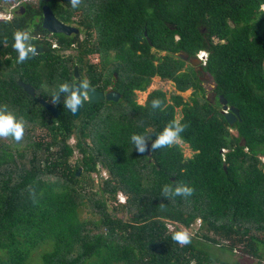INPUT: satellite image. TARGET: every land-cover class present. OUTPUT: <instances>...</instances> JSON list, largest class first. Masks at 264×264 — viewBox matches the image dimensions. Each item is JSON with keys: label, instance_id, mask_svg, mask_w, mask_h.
Masks as SVG:
<instances>
[{"label": "trees", "instance_id": "1", "mask_svg": "<svg viewBox=\"0 0 264 264\" xmlns=\"http://www.w3.org/2000/svg\"><path fill=\"white\" fill-rule=\"evenodd\" d=\"M50 4L80 33L57 34L54 42L30 38L27 46L44 52L32 51L22 62L14 33L28 25L47 31L31 10L14 22L0 19V110L24 126L20 141L7 137L8 145L0 137V264H37L35 258L40 264H230L213 261L205 251L210 244L264 264V0ZM200 51L208 52L202 72L185 69L180 55L194 58ZM205 72L214 79L216 104L202 87ZM155 77L194 93L185 100L157 89L139 104L136 91H146ZM82 80L89 87L75 118L63 94L55 103L53 95L60 83ZM109 86L122 95L119 101L86 99L90 89ZM219 95L240 112L233 124L219 109ZM154 98L161 101L157 109ZM41 99L59 108V117ZM172 121L183 125L178 138L194 151L192 158L175 143L151 148ZM133 134L147 138L150 155L135 150ZM76 152L81 157L73 163ZM94 173L101 178L97 189ZM165 185L192 192L165 196ZM198 220L206 245L191 236L187 244L172 239L182 231H170L168 221L190 228Z\"/></svg>", "mask_w": 264, "mask_h": 264}, {"label": "clouds", "instance_id": "2", "mask_svg": "<svg viewBox=\"0 0 264 264\" xmlns=\"http://www.w3.org/2000/svg\"><path fill=\"white\" fill-rule=\"evenodd\" d=\"M72 8L79 6L80 0H69ZM264 8V4L261 5ZM9 20V19H7ZM30 40V35L27 31H17L14 33L13 47L17 50V62H22L29 57L32 49L27 46V42ZM199 54V53H198ZM197 54V58L199 59ZM200 61V59H199ZM200 65L201 62H200ZM89 87L86 80L80 81L76 86L70 85L67 82L60 83L58 85V91L53 95V103L58 101L63 94V105L71 112L76 113L78 108L82 106L83 92ZM161 106L159 98H154L151 101V108L157 109ZM23 123L20 119L14 116L7 110H0V137H11L15 141H20L23 136ZM183 130V125L177 124L175 121L170 122L160 133L156 135V138L151 143L152 149H157L162 146L173 143L179 136V133ZM146 137L140 134H133L130 137L131 143L135 146L137 152L143 153L147 147ZM165 196L170 192L173 195H190L192 189L187 185L175 186L170 188L165 185L162 189ZM173 240L180 244H187L189 242V236L185 232H176L173 234Z\"/></svg>", "mask_w": 264, "mask_h": 264}, {"label": "rangeland", "instance_id": "3", "mask_svg": "<svg viewBox=\"0 0 264 264\" xmlns=\"http://www.w3.org/2000/svg\"><path fill=\"white\" fill-rule=\"evenodd\" d=\"M0 19H9L10 17V12L9 10L12 9L14 6H17V2L16 0H14V2H9V0H5L2 3H0ZM74 26L76 27L77 25L74 24ZM165 53L162 52L161 55H164ZM87 80V79H86ZM201 84L202 87L204 88L207 96L209 97V100L213 103L216 104V100L213 98V92H214V88H215V82L213 77L209 74V73H204L201 75ZM160 89L164 92L167 93V96H171L172 94H179L181 95L185 100H190V96H191V92L192 89H189L185 92H179L176 90L175 85L173 82L171 81H165V80H161L159 77H155L150 85V87L144 91H137L136 95H137V102L141 105H145L148 95L154 91ZM87 98V96H86ZM219 108V107H218ZM221 109V108H219ZM176 118L178 120H180L182 118V112L181 110L178 108L177 109V115ZM41 133V132H39ZM232 133L236 135V131L232 130ZM2 139L8 144L10 145L12 142L11 140H8L7 137H2ZM75 143V138H72L70 140V144H74ZM173 143L178 144L184 154L185 158H192L194 155V151H192V149L189 147L188 144L184 143L183 141H181L179 138H177ZM224 152L226 150H223ZM81 155L76 152L75 156L72 159V162L75 163L77 161L78 158H80ZM263 162H264V158H262ZM82 171V170H81ZM102 178H108V173L105 170H102ZM92 178L95 180L94 183V187L97 189L98 188V184H100V180L101 178L99 177L98 174L94 173L92 174ZM118 201L122 204L126 203L127 197L123 194V193H119L118 194ZM112 204V203H111ZM89 214L88 212L85 213V215ZM118 216L120 218H124L127 219V215L124 212H119ZM168 228L170 231H177L180 230L182 232L187 233L188 236L191 237H196V239H200L203 243V245H206L207 242L204 241L201 237V235L204 233V229L201 226V221L198 220L197 222L193 223L192 226L190 228H186L185 226L176 223V222H172V221H168ZM209 244V243H208ZM208 247L205 248V251H207L210 255L211 258L213 259V261H221V262H228L230 264H259V261L257 259H254L252 257H248L245 256L243 257L241 253L236 252L234 254H227V253H223L220 250L219 245H207ZM41 250H39L38 252L40 253ZM35 257H37L35 255ZM36 260V261H35ZM34 262H36L37 264H40V260L39 258H35Z\"/></svg>", "mask_w": 264, "mask_h": 264}, {"label": "water", "instance_id": "4", "mask_svg": "<svg viewBox=\"0 0 264 264\" xmlns=\"http://www.w3.org/2000/svg\"><path fill=\"white\" fill-rule=\"evenodd\" d=\"M45 1H50V0H45ZM43 15H44V19H43V29L47 30L48 32L52 33V34H64L66 36H72V35H77L80 33L79 28L71 26V25H67L61 21H59L53 14V12L51 11V9L48 6H44L43 8ZM145 36L147 37V32H145ZM148 41L150 42V44L152 45L151 41L149 38H147ZM34 52L36 54L43 52V49L40 47H36ZM180 57L182 59H184L185 61H190L193 65H198L200 64L199 61L195 58H189V56L187 55V53L183 52ZM117 76V74H116ZM74 78L76 80L79 79V71H78V66H76L74 68ZM19 85L25 90L26 93H28L31 96H36V92L35 89L27 83L22 82L21 80L18 81ZM80 82L77 81L75 83V86L78 85ZM214 94L217 96L218 94L216 92H214ZM120 93H118L115 90H111L109 92H107L106 94L102 91H99L95 88H92L89 90L88 94H87V100H89L91 103H97V102H102V101H109V102H117L119 101L120 98ZM40 104H42L48 111H50L55 118L59 117V115L61 114V110L55 106H53L52 104H50L49 102L41 99ZM219 103L222 107V114L224 115L225 119L227 120L228 123L233 124L234 122H236L238 119H240V112L239 110L234 107V106H230L228 103V100L225 98L224 95H219ZM81 113V107L78 108L76 113L74 114L75 118H78L79 115ZM245 144V140H243L242 145ZM146 152L148 155H150V145H147L146 147ZM224 152V151H222ZM224 169L226 170L227 167L225 166ZM80 170L77 172V176L80 175Z\"/></svg>", "mask_w": 264, "mask_h": 264}, {"label": "flooded vegetation", "instance_id": "5", "mask_svg": "<svg viewBox=\"0 0 264 264\" xmlns=\"http://www.w3.org/2000/svg\"><path fill=\"white\" fill-rule=\"evenodd\" d=\"M3 1H5V0H0V3H2ZM9 2L10 3L14 2V0H9ZM16 2H17V6H14L12 9L9 10V12H10L9 20L10 21H13V22L16 21L17 18H19L20 16L25 15L27 10H31L36 15V16H34V21L36 23H41V25H43V19H44L43 8H44V6H48L51 9V11L53 12L54 16L59 21L65 23L64 21L60 20L55 15L53 9L51 8V4H50L51 0L50 1H45V0H16ZM65 24L74 26V25L68 24V23H65ZM27 32L29 33L30 38L33 41H35V42H54L55 40L58 39L57 37H55V35H57V34H52V33L48 32V31L47 32H43V31H40L38 28H36L34 26H30V25L27 26ZM62 35H64V34H62ZM72 36H67V37H72ZM36 47L42 48L43 52H44V47L43 46H39V45H36V44L33 45V46H30V48L32 49L33 52H34ZM71 47L77 48V44L74 43V44L71 45ZM38 54H40V53H38ZM194 58L199 61V59L197 57H194ZM199 63H200V61H199ZM190 67H192L196 72H200V71L202 72V67H201L200 64L195 66L188 60V61H186L185 69H189ZM97 90L102 91V92H104L106 94L107 92H109L111 90H114V89L109 86L106 90H101V89H97ZM214 92H213V98L216 100L217 96L214 94ZM193 93H194V90H192L190 98L192 97ZM121 97H122V95L120 96L119 100L121 99ZM169 98H170V96H169ZM207 98L209 99L208 96H207ZM220 108H221L220 110H222L221 105H220ZM179 109L181 110V107Z\"/></svg>", "mask_w": 264, "mask_h": 264}, {"label": "built area", "instance_id": "6", "mask_svg": "<svg viewBox=\"0 0 264 264\" xmlns=\"http://www.w3.org/2000/svg\"><path fill=\"white\" fill-rule=\"evenodd\" d=\"M262 10H264V8H261ZM198 57L200 59V62L203 66L206 65L207 60H208V52L207 51H200L198 54Z\"/></svg>", "mask_w": 264, "mask_h": 264}]
</instances>
